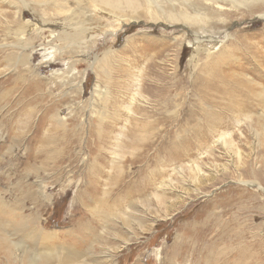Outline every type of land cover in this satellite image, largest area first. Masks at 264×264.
I'll list each match as a JSON object with an SVG mask.
<instances>
[{"label":"rangeland","instance_id":"374dc122","mask_svg":"<svg viewBox=\"0 0 264 264\" xmlns=\"http://www.w3.org/2000/svg\"><path fill=\"white\" fill-rule=\"evenodd\" d=\"M16 1L0 0V201L16 213L39 216L44 229L61 235L76 225H88L87 230L78 228V244L87 249L97 236L103 246H112L108 253L117 264H165L172 249L181 247L184 251L176 264H195L202 257L205 261L200 263L209 264L213 256L226 264H264V101L257 94L264 86V75L251 66L243 72L231 61L221 70L243 73L222 80L221 89L215 90L210 78L201 75L199 64H191L198 50L216 53L230 45L236 55L235 41L225 34L235 32L238 39L245 33V42L255 41L264 36V18L232 16L227 29L219 25L201 31L205 38L195 48L190 42L179 46L181 38L177 43L170 40L180 34V24L128 23L122 27L118 18L104 17V28L117 34L102 37L91 29L97 35L95 48L83 52L60 38L63 19L55 17L57 24L52 20L50 29L36 31L35 24H43V8L35 0H25L26 5L17 1L19 5L14 6ZM70 4L77 7L74 0ZM31 21L33 26L26 25ZM159 40L172 45L160 52L161 47L149 44ZM108 47L117 51L110 59L112 97L105 103L106 110L124 113L127 93L139 83L132 81L133 87L126 89L131 73L141 75L144 97L131 105L140 118L137 123L105 119L104 131H111L113 137L121 135L116 143L113 139L103 145L96 124L104 106L101 93L107 85L99 68ZM206 54L200 53L196 63H202ZM24 59L30 63L18 65ZM32 65L33 72L29 70ZM237 77L250 78L252 84H239ZM38 78L40 82L34 85ZM202 83H209V88ZM115 101L121 106L115 108ZM238 105L241 111L231 114ZM51 107L58 108L70 126L74 120V126L60 141L39 142L36 137L52 122L49 111L42 114ZM210 112L219 117L225 114L220 131L225 133L226 143L208 133L207 126L202 129L200 145L193 139L191 130L202 127ZM39 119L48 123L35 137ZM57 134L63 135V130ZM51 135L56 137L52 130L47 131ZM130 137L136 138V149L125 146ZM113 149L126 151L123 162L119 160L121 168L111 164ZM138 153L140 161H133ZM92 176L97 180L92 181L93 187L89 184ZM38 184L45 187L46 198L39 196L34 202L27 193L36 191ZM96 202H103L97 212L105 213V222L91 211ZM221 210L228 212L222 216ZM231 213L239 214L238 224L231 221ZM229 223L237 227H226ZM203 229L218 241H205L206 249L201 250L193 240ZM190 236H197L191 238V244ZM96 255L104 260L103 253ZM0 264L27 262L2 252Z\"/></svg>","mask_w":264,"mask_h":264},{"label":"bare ground","instance_id":"6f19581e","mask_svg":"<svg viewBox=\"0 0 264 264\" xmlns=\"http://www.w3.org/2000/svg\"><path fill=\"white\" fill-rule=\"evenodd\" d=\"M17 1L20 3H23L24 5L27 4L25 0H17ZM17 1L15 5L13 4L14 6L19 5ZM35 1L36 3L39 4V6H41V8H43L42 9L43 14H44L43 15L44 20L42 21L43 24L41 23L42 26L40 25L36 26V24L31 21L29 23H26V25L28 24V25L33 26V24H35V27L33 29L41 32V30L43 29L51 28L50 22L55 17L57 19L59 18L58 20L63 19L64 22L62 23L63 25L61 26L63 31L62 33L59 34V36L61 35L60 38H64L66 40L71 41V44L73 45L75 44V46L78 47L77 50L81 49L83 52L85 50L91 51L92 49L95 48V44L93 45V41H95V38L97 35L95 36L94 34L90 33L91 29H96L98 31L97 33H99L100 35L102 34L101 35L102 37L103 36L105 37V35L107 37L109 35L114 36L117 34V31L114 32L113 30L112 32H110L109 30L104 28V26H106V23L102 22L104 17H107V18L113 17L116 19L118 18L119 25H122V27H124L125 25H128V23L130 24L131 23H134V24L148 23V26H152L155 24H163V25H168V26L170 24H178V25L180 24V30H179L180 34L172 36L170 40H172L173 43L174 42L177 43L179 38H181V43L178 42L179 46L183 45V43L185 42H188V43L190 42L192 45H194L195 48H197L196 46H200L199 45L200 41H202L205 38V37H201V31L205 29H208V30L214 29L219 25H223L224 28L227 29L229 27L228 24L230 22L229 18L232 16L237 15L238 17H243V16H248L249 14H251L250 16H255L257 18H264V0H74L75 5H77V7L71 6L72 4V3L70 4L71 0H35ZM176 7H178V9H176ZM90 8H94V10H91ZM98 17L100 19H98ZM53 21L55 22V20ZM92 23H95V26H93L94 24L92 25ZM107 25L110 26V24L108 23ZM66 28L70 30L66 32L65 30ZM195 28H197L198 31L196 33L191 32ZM220 29H221V26H220ZM119 30L121 31V29ZM262 32L264 35V29H262ZM191 33H193V35ZM234 33L232 34L227 33L225 35H226V38H231L233 41H235L233 42V47H236L235 49H237L239 52V53L237 52L236 55L232 54L230 45L229 46L223 45L222 48L218 50L216 53H210V52H205V51L200 52V50H198L197 55L193 56V59L194 58L195 59L191 61L192 65L199 64V66L201 67V71H200L201 75L205 79L210 78L209 80L210 84L212 88L215 90L221 89L222 80L228 79L229 77L232 78L234 75L240 76L242 71L248 72L247 71L248 66L259 68L262 75H264V36L262 38L255 39V41L247 43L244 41V39L246 38L245 33L243 34L240 33L239 34L240 36H238L240 38L238 39L236 38V36H234ZM29 34L31 33L28 32L27 36ZM188 35H192V38L189 39ZM28 39L31 40L30 37H28ZM211 39H214V38H210V40ZM127 41L130 43L131 40L128 39ZM149 44L152 45V47H154V45L161 47L158 49L160 52H162L163 49L165 48L169 49V47L172 45L170 43L168 44L167 41H162V40H159L155 43L150 42ZM116 51H117L116 48L108 47L103 55V62H104L103 66L99 68V71L104 74V77L107 83L106 88H104L105 89L104 92L101 93L102 97L105 95L102 98L104 106H102L103 109L98 114V121L96 124V131L99 137V141L103 143V145L108 141H110L111 143L113 139H114V142L116 143L120 139L119 135H121L119 134L118 136L113 137L111 131H104V129L102 128V124L105 121V119L108 118L112 122H117L119 119H123L125 125L128 123L132 124V122L137 123L138 120H140V118L137 117V114H135L134 109L131 107V105L133 102H136V100H138L139 102V100L142 97H144V94L142 93V90L140 89L141 75H138L139 73L138 74L131 73L130 74L131 79L130 80L128 79L129 81L126 82L125 87L127 86L126 89H128V87L129 89H131L130 87L131 86L133 87L134 85V88H132L131 91L127 93L129 96V102L127 101V104L125 105L123 104L122 106L124 113H120L116 109H113V111L111 112H109V110L108 111L106 110L107 107L105 106V103L108 104L112 97L111 89L109 86V83H110L109 80L112 77L111 70L113 68V65H112V62H110V59H112L115 56L114 54L116 53ZM200 53H207L206 54L207 56L205 59H203L202 63H196L197 62L196 58H198V55ZM111 56L113 57L111 58ZM94 58L97 59L98 55H96V57ZM219 58L221 60L217 61V59ZM231 61H233V63L238 64V66L235 65L234 67L242 70L240 71V74L238 73L237 74L235 73L226 74L225 72H223V70H221V66L223 65L225 69L228 68L229 63ZM24 63L29 64L30 62H27V60L25 59L24 61H21V62L18 61V65L24 64ZM108 66L109 68L106 69V67ZM29 70L32 72L34 71L33 65L29 66ZM235 70L236 69L232 71L235 72ZM36 71L38 70L36 69L35 73ZM97 71L98 69H96V72ZM39 74L37 75L40 77ZM132 81H135V82L137 81L139 83L132 85ZM236 81H238L239 84H244V83L246 84L247 82H248L247 84H250V85L252 84L251 82H249L251 81L250 78H248L245 81L244 79L237 77ZM36 82H40V78H38L35 82H32V83L36 85L35 84ZM208 84L209 83H205V84L202 83L200 85L206 88H209ZM261 87L257 94L259 95V98H263L262 101H264V86L263 88ZM253 88L254 87H251V91H254L255 88L254 89ZM123 96L124 95L122 94V97ZM115 103L116 101L114 102V104ZM120 106H121L120 103H117L114 105L115 108H118ZM239 107L240 105L234 108L231 114H237L234 112L241 111ZM263 110H264V106H263ZM48 111L51 117V119L49 120H51L52 122H50V124H47L48 123L47 121L43 119H39L37 121V126H36L37 132L35 134V137L37 133L39 132V130L44 129L45 125L47 124L49 125V127L46 128V130L44 131V134L41 133L42 135L40 134V136L36 137V139H38L39 142H48V141L51 142L52 140L60 141L61 139L64 138L65 132H71L73 128L71 126H74L72 124H74L75 121L73 120V122L70 123L71 124L70 126L67 123V121H65L64 118L61 116L60 110H58V108L52 109V107L47 109V111L44 112L42 116L46 115ZM207 114L206 115L209 117H207V119L203 121V126L202 127L198 126L196 127L195 130H191L193 139L197 141L198 143L200 141V138H203L202 129L205 126H207L205 130L208 133H215V135L218 137V139L222 143H226L227 138L225 136V133L223 131H220L224 123L223 119L225 118L224 116L225 114H223L220 117H219V114H211V112ZM263 115L264 114H261V116ZM251 117H252L251 115H248L247 118L250 120ZM236 118L238 121L241 119V118L238 119V117ZM59 129L63 130V135L57 134V131ZM50 130L53 131V134H55L56 137L53 135L47 136V131L50 132ZM130 133L132 134L133 132H130ZM135 139L134 138L131 139L130 137V141L126 142L125 146L127 148L130 146L132 149H136V146H134ZM198 144L200 145V143ZM101 148H103V146H101ZM110 153L113 155L112 156L113 158L110 160L111 164L115 168H121V166L119 165L120 164L119 160L122 159L121 161L123 162L124 156H126V151L124 150L116 151L115 149H113L112 151H110ZM131 153H132L131 155H133V152ZM139 154L140 153L136 155L133 161H138V160L140 161ZM92 173L93 172H90L89 174L93 175ZM92 181L97 182V180L92 176V179L89 182L91 187L95 186V183H92ZM248 183L252 184V182H248ZM44 189H45L44 186H42L41 184H38L36 191L29 190V192L27 193V197L31 201H34V202L38 201L39 196L45 197ZM81 194L82 193H80V196ZM90 200L93 201L92 198H90ZM102 203L103 202H96L95 207H93L91 211L92 213L96 214L99 220L105 222L106 220L105 213H104L105 215L104 216L103 214H100L97 212L98 207L99 208L103 207ZM0 210H1L0 212V231L3 232V233H0V253L10 252V254L16 257L18 261L25 260L27 264H103V263L117 264V262L113 260V256L108 253L109 252L108 249L112 248V246L111 247L107 246V244L103 246L102 244L104 242H101L97 236H94V240H91L89 248H87L88 245H86L87 249H84L83 246H80L78 244V242H80V238L77 237L78 228L80 229L83 227L87 230V228H89L88 225H76L73 228L69 229V231H67L64 235H61L59 234V231H52V230L49 231V230L44 229L42 224H39L41 223L39 216L35 215L36 217L33 218L34 215L31 217V216H25L22 213H16L14 212L13 208H11L10 205L5 204L2 201H0ZM100 212H104V211L102 210ZM227 212L228 211L221 210L220 214L223 216ZM233 214L234 213H231V216H230V217H233L231 221L234 224H238L240 222L239 214L238 215L236 214L235 216ZM30 217L32 218V220ZM30 221L31 223L29 224ZM226 227L234 229L237 226L231 225V223H229L228 225H226ZM207 232L208 231L203 229L202 232L200 231L198 237L196 236L197 238L195 236H192L193 238H196L193 241H195L197 245L198 244L201 245L200 246L201 250L206 249V247L204 246L205 241H212L213 243H216L218 241V237H215L216 235H213L210 238L208 237V235L210 234H208ZM88 235H90L89 232H88ZM75 237H77L76 240H75ZM192 237L191 236L189 237L190 239V242H188L189 244L192 243L191 242ZM71 239H74L73 243H70ZM99 243H100V246H99ZM97 248H99L100 250H97ZM116 248L117 246L113 249L116 250ZM183 251H184V248L182 249V247L180 250L179 248L178 249L173 248L171 253L169 254V257L166 260L164 259L163 262L165 264H176L175 259H178L179 257H181ZM99 252L103 253L102 257L104 258V260L98 259L96 253H99ZM202 259L200 261L201 263L205 261V260L202 261ZM200 262L197 261L195 262V264H201ZM134 264H139V263L136 262ZM209 264H226V262H224L222 259L219 261V258H217L216 256H213L209 259Z\"/></svg>","mask_w":264,"mask_h":264}]
</instances>
